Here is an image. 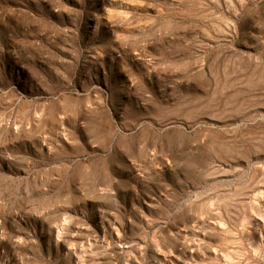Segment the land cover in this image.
I'll return each instance as SVG.
<instances>
[{
  "label": "rangeland",
  "instance_id": "1",
  "mask_svg": "<svg viewBox=\"0 0 264 264\" xmlns=\"http://www.w3.org/2000/svg\"><path fill=\"white\" fill-rule=\"evenodd\" d=\"M0 264H264V0H0Z\"/></svg>",
  "mask_w": 264,
  "mask_h": 264
}]
</instances>
